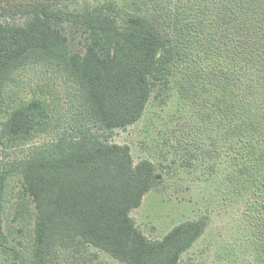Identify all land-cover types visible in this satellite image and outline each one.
I'll use <instances>...</instances> for the list:
<instances>
[{
	"label": "trees",
	"instance_id": "obj_1",
	"mask_svg": "<svg viewBox=\"0 0 264 264\" xmlns=\"http://www.w3.org/2000/svg\"><path fill=\"white\" fill-rule=\"evenodd\" d=\"M207 6L210 29L201 14L182 24L177 0H0V264L180 263L208 217L149 240L131 213L156 185V167L109 141L153 95L168 98L175 75L210 111L228 152L244 155L236 175L252 189L249 216L264 236V0ZM64 28L80 32L82 51ZM30 67L62 80L63 106L44 87L13 101L11 85ZM16 147L29 149L9 158ZM15 176L24 189L13 221L33 224L29 247L5 228Z\"/></svg>",
	"mask_w": 264,
	"mask_h": 264
},
{
	"label": "rangeland",
	"instance_id": "obj_2",
	"mask_svg": "<svg viewBox=\"0 0 264 264\" xmlns=\"http://www.w3.org/2000/svg\"><path fill=\"white\" fill-rule=\"evenodd\" d=\"M209 2L177 0L182 24L191 18L201 21L202 18L196 15L201 14L209 20L204 25L210 24L208 29L213 27L215 21H211ZM3 22L4 19H0V23ZM8 22L18 24L20 19ZM64 30L71 50L82 51L84 39L80 32ZM191 45L194 48L196 42ZM178 79L176 75L173 77L168 98L153 95L137 123L114 130L109 138L110 142L128 145L135 164L144 160L152 162L160 177L153 190L144 197L141 207L133 210L131 216L138 229L152 241L161 240L183 222L208 217L205 233L182 256L179 264H264V236L257 232L249 216L254 212L252 189L241 184L236 175L238 160L241 161L244 155L241 153L237 160L233 149L228 152L226 139L222 134H216L210 111L204 104L202 106L197 95H183ZM61 81L30 67L11 85L13 101L33 96L39 91L37 87H44L45 94L53 92L54 98L57 97L63 106L68 99V88ZM204 110L210 118H205ZM28 149L16 147L8 152L9 158L21 157ZM2 150L0 147V159L5 158ZM23 189L20 176L10 179L5 228L12 237L21 239L29 247L34 234L33 224L22 226L13 221L14 207ZM21 227L23 233L19 230ZM101 259L113 263L104 254Z\"/></svg>",
	"mask_w": 264,
	"mask_h": 264
},
{
	"label": "water",
	"instance_id": "obj_3",
	"mask_svg": "<svg viewBox=\"0 0 264 264\" xmlns=\"http://www.w3.org/2000/svg\"><path fill=\"white\" fill-rule=\"evenodd\" d=\"M160 177L159 176H157V179H159Z\"/></svg>",
	"mask_w": 264,
	"mask_h": 264
}]
</instances>
